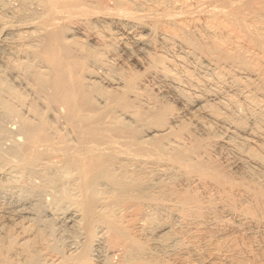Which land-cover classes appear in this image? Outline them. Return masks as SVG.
Here are the masks:
<instances>
[{
	"label": "bare ground",
	"instance_id": "obj_1",
	"mask_svg": "<svg viewBox=\"0 0 264 264\" xmlns=\"http://www.w3.org/2000/svg\"><path fill=\"white\" fill-rule=\"evenodd\" d=\"M16 1L0 0L10 13L0 14V104L19 121L15 136L0 127V264H264V173L235 170L264 167V134L250 128L243 140L255 145L223 142L235 159L215 160L220 139L204 115L247 126L221 113L226 100L209 103L213 93L186 95L179 75L192 79L191 58L262 93L264 0ZM8 75L44 110L23 115L5 102L4 93L25 101ZM166 92L194 108L189 119ZM45 203L73 228V246L51 239Z\"/></svg>",
	"mask_w": 264,
	"mask_h": 264
},
{
	"label": "rangeland",
	"instance_id": "obj_2",
	"mask_svg": "<svg viewBox=\"0 0 264 264\" xmlns=\"http://www.w3.org/2000/svg\"><path fill=\"white\" fill-rule=\"evenodd\" d=\"M15 1L16 0H8V5H11V6H15V5H17V1H16V3H15ZM6 2H7V0H6ZM9 2L11 3V4H9ZM13 4H15V5H13ZM7 13V14H6ZM0 14L3 16V18H5L4 20H8L10 17V13L9 12H2V10L0 9ZM1 35V34H0ZM9 37V36H8ZM130 43V42H129ZM131 45V44H130ZM167 46V47H166ZM179 48H178V47ZM168 47L170 48V50L168 49ZM164 51H165V53L170 57V58H173L174 56H177V54H181V47L179 46V45H175L174 44V46H172L171 44H162V47H161ZM166 49V50H165ZM173 49H174V51H173ZM181 50V51H180ZM169 53V54H168ZM176 53V54H175ZM116 55L115 56H113V58L115 59V58H119L118 60H120V61H127V59H128V56L126 55V53L125 52H123V51H120V50H117V52L115 53ZM175 54V55H174ZM118 56V57H117ZM120 56H121V58H120ZM114 59H111L110 58V60L111 61H115ZM190 60H191V62H190ZM188 62V63H187ZM196 64V65H195ZM204 64H202V66H201V64H199V63H196V62H194L191 58H188V60H186L185 61V64H184V68L185 69H187L188 71H189V73H190V75H191V78L193 79V81H192V79H190V80H188V79H186L187 77L185 76V71L184 70H180V72H179V75H180V77H182L181 79V83H182V85H181V87L183 88V90H184V93H188V90H189V93H188V95H189V97H192L194 94H196V93H213V94H208L209 96H208V99H207V101L209 102V103H215V101H216V103L219 101V99H221V100H226V101H221V103H226L223 107L224 108H222L221 106L222 105H219V108H221V109H219L220 111H221V113L223 114H225L226 113V115L228 114V116H230V118H233V119H231V120H233V121H238L240 118V120L239 121H243L244 123H245V126H247L246 127V131L245 130H241V129H237V128H235L234 126H232V124L231 123H229V122H225V121H223V120H218V119H212V118H209L207 115H204V117H203V120H204V124L206 125V126H211L210 128H212L211 129V137L212 138H216L217 140H219V142H220V144H218V145H216V146H214L213 147V149H212V151L210 152V154H211V157H213L214 156V159L217 157V161H220L221 163H224V164H226V162H228L227 160H229V161H232V160H234L235 159V152L233 151V150H231V149H229V148H226L227 146L226 145H221L223 142L225 143V141L226 142H228V141H231V142H228V143H230V144H234V145H237V146H241V144H242V146H245V145H255V143L254 142H250V143H246L244 140H243V138L244 137H246L247 136V133H251L249 130H251L250 128H252V132H255V133H257V135L258 134H261L260 136H262L263 134H264V119H259L257 116L259 115V114H261L263 117H264V91L261 93V92H259V93H256V92H253L252 94H251V92H252V90H250L249 91V89H246V88H244L242 85L240 86L239 84H237V83H235V81L234 80H232L233 78H232V74H223L222 76H216L215 74H213V73H211L212 71L209 69V70H207L208 68L206 67V66H203ZM2 66V67H1ZM38 68H40V65H38ZM200 68V69H199ZM3 69V63H2V61H1V57H0V70H2ZM208 71V72H207ZM230 71L232 72H234L235 70L233 69V68H231L230 69ZM210 72V73H209ZM185 73V74H184ZM182 74V75H181ZM203 75V76H202ZM193 76H194V78H193ZM197 76V77H196ZM186 77V78H185ZM183 78H185L184 80H183ZM209 78V79H208ZM195 79V80H194ZM186 80V81H185ZM188 80V81H187ZM206 80H208V81H206ZM8 84H9V86L11 85V88L13 89V91H16V93L18 92V94L19 95H21L23 98H24V100L25 101H23L22 103H19L15 98H14V96H12L11 95V93H4V99H6L5 100V102H7V103H11V106H13L16 110H21V113L24 115H27L28 113V110H30V106H33V104H35L34 106H36V104L40 107H36V108H38V110L40 109V110H44V108H43V104L41 105V102H38L39 100H38V98L32 93V92H30V90L29 89H26V86L22 83H20V82H18L17 80H15L14 79V77L13 76H9L8 75ZM190 81H192L191 83H190ZM194 81H196V82H194ZM210 81V82H209ZM185 82H186V86H185ZM202 82V84H200ZM204 82V83H203ZM212 82V83H211ZM223 82V83H222ZM148 83H149V85L150 86H152V87H155V88H159V86L161 85V88H159L158 90H162L163 88H164V86H162L164 83H161V82H158V81H156V80H154V79H149V81H148ZM153 83V84H152ZM156 83V84H155ZM160 83V84H159ZM199 84V86H198V84ZM208 83V84H207ZM217 83V84H216ZM159 84V85H158ZM204 84H206V85H204ZM13 85V86H12ZM156 85V86H155ZM157 85H158V87H157ZM191 85H194V88H193V86H191ZM201 85V86H200ZM211 85V86H210ZM25 86V87H24ZM191 86V87H190ZM195 86H196V88H195ZM207 86V87H206ZM236 86V87H235ZM187 87V88H186ZM204 87H206V88H204ZM213 89H212V88ZM232 87V88H231ZM190 88H191V90H193V92L190 90ZM193 88V89H192ZM234 88V89H233ZM240 88V89H239ZM185 89H186V92H185ZM195 89H196V91H195ZM203 89V90H202ZM212 89V90H211ZM238 89V90H237ZM245 89V90H244ZM200 90H202V91H200ZM210 92H209V91ZM236 90V91H235ZM241 90V91H240ZM249 91V93L252 95V96H254L253 97V99H250V100H246V98L244 97V92H248ZM203 91H205V92H203ZM235 91V92H234ZM28 92V93H27ZM220 92V93H219ZM187 93H186V95H187ZM194 93V94H193ZM243 93V94H242ZM256 93V94H255ZM8 94V95H7ZM170 94V95H169ZM193 94V95H192ZM230 94V95H229ZM258 94V95H257ZM165 96H162V97H164V98H167L166 100H167V102H171V104L173 105V106H175V107H177L178 109H181V108H183V107H185V102L184 101H182V100H178L172 93H165L164 94ZM192 95V96H191ZM228 95V96H227ZM232 95V96H231ZM243 95V96H242ZM159 96H160V94H159ZM170 96V97H169ZM217 96V97H216ZM256 96H257V98H256ZM224 97H226V98H224ZM218 98V99H217ZM263 98V99H262ZM209 99H210V101H209ZM229 99V100H228ZM230 99H233L234 101H231ZM256 99V100H255ZM258 99V100H257ZM169 100V101H168ZM174 100V101H173ZM237 100V101H236ZM251 100H253L252 102H251ZM10 101V102H9ZM37 101V102H36ZM245 101V102H244ZM256 101V102H255ZM260 101V102H259ZM31 102V103H30ZM259 102V103H258ZM218 103H220V101L218 102ZM241 103V104H240ZM253 103H255V104H257V106L255 105V104H253ZM184 104V105H183ZM263 104V105H262ZM188 105L186 104V108H183L182 109V111L181 110H179L180 112H181V114H182V116H183V118H185V119H189L191 116H190V112L192 111H194V108H190L189 106L187 107ZM262 106V107H261ZM18 108V109H17ZM42 108V109H41ZM189 108V109H188ZM228 108V109H227ZM250 108V109H249ZM254 108V109H253ZM260 108V109H259ZM186 109V110H185ZM191 109V110H190ZM230 109V110H229ZM6 109H4V107H2V105L0 104V127H5L4 129L5 130H7V131H11V133H14L13 135L15 136V134L17 135V133H18V129H19V121H18V118H17V116H15V115H13L12 113H9L8 111H5ZM39 110V111H40ZM189 112H188V111ZM252 110V111H251ZM23 111V112H22ZM233 111H234V113H233ZM260 111V112H259ZM195 112H198L197 114H202L203 115V113L201 112V110L199 109L198 111H195ZM253 112V113H252ZM256 114H255V113ZM242 113V114H241ZM259 113V114H258ZM52 115H54L55 114V112H54V114H53V112L51 113ZM185 114V115H184ZM196 114V115H197ZM257 115V116H256ZM187 116H189V118L187 117ZM253 116H254V118H253ZM252 117V118H251ZM235 118H237V119H235ZM243 119V120H242ZM206 120H208L210 123H212L213 125H210L209 124V122L208 121H206ZM213 120V121H212ZM57 121H59L58 123H57ZM223 121V122H222ZM49 122L51 123V124H53L54 126H58V129L59 128H61V127H63V125H62V123H64L63 122V119H59V120H57L56 119V121H55V118L53 117H51V120L49 119ZM55 124H54V123ZM225 122V123H224ZM61 123V124H60ZM209 125H208V124ZM217 125H216V124ZM219 123H221V124H219ZM229 124H230V127H229ZM247 124V125H246ZM222 125V126H221ZM223 125H225V126H227L228 127V129L226 128L225 129V126H223ZM259 125V126H258ZM213 126V127H212ZM221 126V127H220ZM252 126V127H251ZM256 126H257V128H256ZM223 127V128H222ZM233 127V128H232ZM249 127V128H248ZM8 128V129H7ZM255 128V129H254ZM62 129V130H61ZM60 129V131L62 132L63 131V128H61ZM194 129H195V132H197V134H199L200 132H201V134H204L206 131L203 129V128H201V126H194ZM198 129V130H197ZM256 129H259L258 131L256 130ZM241 130V131H240ZM263 130V131H262ZM9 131V132H10ZM231 131H233V132H231ZM245 131V132H244ZM262 131V132H261ZM236 132V133H235ZM240 133V134H239ZM213 134H214V136H213ZM229 134V135H228ZM234 134H235V136H234ZM233 135V136H232ZM240 137V138H238V136ZM244 135V136H243ZM237 136V137H236ZM210 137V136H209ZM210 137V138H211ZM264 135L260 138L261 140H260V142L262 143V145L264 146ZM233 138V139H232ZM237 138V139H236ZM230 139V140H229ZM236 139V140H235ZM241 139V140H240ZM7 141V140H6ZM5 141V142H6ZM239 143H238V142ZM244 141V142H243ZM263 141V142H262ZM6 145L7 144H9V140H8V142H6L5 143ZM225 147V148H223V149H221L222 147ZM241 146V147H242ZM226 150V151H225ZM231 153V154H230ZM234 154V155H233ZM262 154H264V150L262 151ZM222 155V156H221ZM220 156V157H219ZM231 156V157H230ZM226 157H227V159H226ZM226 159V160H225ZM216 160V159H215ZM252 164V165H251ZM248 165V166H247ZM245 166H247L246 168L244 167V166H241V167H239V168H235V170L236 171H248L249 169H251V170H256L257 172H259L260 174H263L264 173V167H262V166H259V165H256V164H253V163H251V162H246V164H245ZM253 166H255V167H253ZM258 167V168H257ZM260 167V168H259ZM261 168H262V170H261ZM245 169V170H244ZM264 175V174H263ZM47 195H45L44 196V199H45V201H47V200H49V196H47ZM30 198H33V199H29V202H28V205L32 208L33 206V202L35 201V197H30ZM45 211L43 210L42 212H41V215L40 216H42V213L44 214L41 218L44 220V218H45V220H48V219H50V221H52V219H53V221H54V219H55V222H53V230H51V233H50V236H51V234H52V236L51 237H53V238H51L52 240H53V242H55L56 241V243L59 245V243L61 244L60 246L62 247H68V246H73L75 243V241H77L78 240V237H76L77 235L76 234H74V232H73V228L72 227H70L69 226V224L68 223H66V222H64L61 218H59V217H57V214L56 213H54V211L53 210H51L50 209V206H49V203H45ZM49 208V209H48ZM48 210V211H47ZM51 211V212H50ZM51 213H53V214H51ZM50 214V215H49ZM55 214V215H54ZM46 215V216H45ZM54 215V216H53ZM52 216H53V218H52ZM51 217V218H50ZM56 219H59V221L58 220H56ZM63 224H62V223ZM55 227V228H54ZM54 232V233H53ZM65 232V233H64ZM68 234V235H67ZM75 236V237H74ZM72 237V238H71ZM77 238V239H76ZM67 239V240H66ZM75 241H74V240ZM72 240V241H71ZM64 243V244H63ZM71 244V245H70Z\"/></svg>",
	"mask_w": 264,
	"mask_h": 264
}]
</instances>
